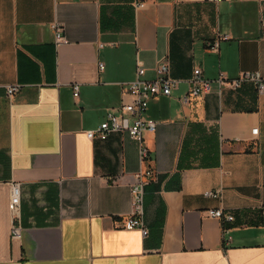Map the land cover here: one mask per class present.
I'll list each match as a JSON object with an SVG mask.
<instances>
[{"label": "crops", "instance_id": "1", "mask_svg": "<svg viewBox=\"0 0 264 264\" xmlns=\"http://www.w3.org/2000/svg\"><path fill=\"white\" fill-rule=\"evenodd\" d=\"M162 62L179 84L149 105L150 159L126 132L90 140L133 102L124 84L138 64L153 80ZM197 69L264 78V0H0V264H264V93L214 84L183 104ZM149 170L144 238L125 222ZM10 182L21 184L22 240ZM218 209L235 221L208 216Z\"/></svg>", "mask_w": 264, "mask_h": 264}, {"label": "built area", "instance_id": "2", "mask_svg": "<svg viewBox=\"0 0 264 264\" xmlns=\"http://www.w3.org/2000/svg\"><path fill=\"white\" fill-rule=\"evenodd\" d=\"M138 8H142L143 4H138ZM56 31L57 42L62 41L59 34L60 28L58 25L54 26ZM222 39V38H221ZM220 39V40H221ZM220 40L210 44V50L216 51L219 48ZM100 69H104V65H100ZM170 68L167 62H162L157 70L156 77L153 80H146V68L142 64H138L136 80L124 84L125 91L133 98L131 104L122 105L117 113L112 112L108 114L107 120L101 124L96 130L87 132V137L90 140L106 141L112 134L128 133L131 138L138 143L139 156L142 163H146L150 159V150L145 145L144 134L147 131L154 132L157 129V123L146 119L151 101L157 97H171L172 91L179 84V81L172 79L169 76ZM192 89L190 93L182 100L183 104H189L192 99L204 97L210 94L214 84L219 88L227 87L231 90L237 91L245 84H254L259 94L264 93V78L259 73L246 72L241 74L237 79L230 80L224 74H221L216 81L208 80L204 77L203 72L199 69L194 71V76L190 81ZM19 86H10L7 89L8 96L11 98L19 91ZM74 96H78L79 87L74 88ZM259 130H253V134L258 135ZM156 178V172L149 170L139 172L136 174V182L131 187L132 194V211L130 216L126 219V230H139L144 238L149 236V230L143 222L145 189ZM10 204L9 210L11 215V232L14 240H22L23 227L21 224V207H22V191L21 184L17 182H10ZM208 198L222 197V192H207L205 194ZM264 212V206L262 207ZM208 216L215 220H219L222 225L232 223L235 217L228 214L224 209L210 210Z\"/></svg>", "mask_w": 264, "mask_h": 264}]
</instances>
